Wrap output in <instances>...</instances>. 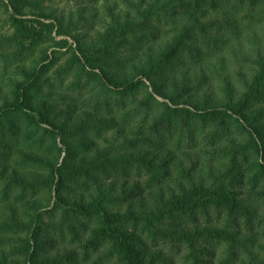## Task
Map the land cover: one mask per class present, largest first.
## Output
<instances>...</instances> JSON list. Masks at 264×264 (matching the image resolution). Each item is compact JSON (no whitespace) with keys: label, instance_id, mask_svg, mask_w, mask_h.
Masks as SVG:
<instances>
[{"label":"trees","instance_id":"trees-1","mask_svg":"<svg viewBox=\"0 0 264 264\" xmlns=\"http://www.w3.org/2000/svg\"><path fill=\"white\" fill-rule=\"evenodd\" d=\"M51 1L0 0V60L20 62L0 86V192L14 193L0 209V264H214L216 249L220 264H264V48L237 81L223 77L221 96L210 75L222 76L224 57L165 75L182 52L200 56V38L209 44L218 20L203 17L238 0H122L128 7L108 5L111 25L93 38ZM240 1L264 18V0ZM165 20L164 39L125 54ZM69 39L70 57L52 70V50ZM64 76L106 105L130 100L138 125L78 111L73 95L51 91ZM198 126L237 136L184 146Z\"/></svg>","mask_w":264,"mask_h":264},{"label":"rangeland","instance_id":"rangeland-1","mask_svg":"<svg viewBox=\"0 0 264 264\" xmlns=\"http://www.w3.org/2000/svg\"><path fill=\"white\" fill-rule=\"evenodd\" d=\"M118 3L122 8H127L126 4L122 3V0H53L45 4L49 10L53 9L59 14L65 16L68 21L70 18H73L77 22V26L74 29V33L85 38L96 37L100 32H103L107 27L111 25V18L108 16L106 8L108 5ZM234 7L230 5L228 8L225 7L223 10L220 8L217 10H212V12L206 18L203 17L204 22H216L218 24H208L209 25V35L210 39L209 44L203 43V39L200 38L196 43L197 47L202 49V52L199 56L198 51L187 50L180 54V59H178L173 66H171V74L168 73V69L165 75L179 76L182 72H188L194 74V69H199V63L205 59H210L212 62H216L217 58H225V70L220 76L217 73L211 74V80L215 85V90L218 91V88L222 85L223 77H230L233 80L237 81L242 76V73L248 71L249 66L254 61L255 56L258 54V48H264V18L257 17L256 10H253L251 5L252 2H241L233 1ZM227 9V10H226ZM225 10V11H224ZM0 16L4 19H7V14L4 13L3 9H0ZM227 17V18H226ZM234 19V20H229ZM167 20L160 22H153L156 27L150 29V34L145 38L144 41L139 43L138 47H129L125 49V54L130 52H143L147 46H151L154 42L162 40L165 38L166 34H169V30L173 26L167 25ZM4 33H10V23L3 26ZM62 40L63 37H60ZM58 38V40H60ZM70 46L64 49L54 48L52 50L56 51L53 53L56 58V66L52 70H56L57 66L63 64L66 59L71 55L72 46L75 47V42L72 39H69ZM50 52V53H52ZM36 52L34 55H37ZM33 55V56H34ZM32 56V57H33ZM32 57H29L31 59ZM20 63V62H19ZM18 62H2L0 60V86H3L10 76H12L16 70ZM169 68V69H170ZM84 84V79H83ZM87 88L78 89L73 78L71 76H64L60 79L55 77L54 83L52 84L51 91L58 93H65L67 95H73L76 98V101L70 103L77 105V110H91L95 112L96 110L102 114H107L114 112L119 116L118 121L121 123L126 121L130 126L135 127L138 125L139 116L135 114L131 108L135 107L134 103H131L130 100L126 101L125 104H116L114 98L109 97L107 99L108 105L105 101H102L100 98L94 96V91L91 92ZM206 89V87H205ZM204 91V87L201 88V92ZM218 95L221 96L222 92L219 90ZM139 99L141 94L138 95ZM108 109V110H107ZM121 116V118H120ZM151 118L147 120V125L151 124ZM196 130V134L193 136L194 142L189 143V138L186 137L182 143L184 146H198L197 149L203 147H212V141H226L229 136H237L233 128L229 130H218V132H213V128L207 127L203 130ZM115 129L109 131H103L101 135L107 134L109 137L114 133ZM163 132V130H162ZM166 134L164 138H168L169 141L173 144H177L176 135L170 136V132H163ZM189 134V133H187ZM153 137V134H150ZM97 143H102V137L93 138ZM64 156V155H63ZM142 179H147V174H140L139 176ZM247 177L245 180V189H251V183ZM264 184V180L261 185ZM250 187V188H249ZM259 187H261L259 185ZM1 189V184H0ZM248 194V193H247ZM8 198H11L8 200ZM14 193H9L7 197H4L0 192V209H3L6 203H14ZM18 205V204H17ZM4 210V209H3ZM48 221V218H46ZM218 255L216 257L209 255L210 259L214 264H220L223 257L221 258L223 250L216 249ZM225 254V253H224ZM95 258V256H93ZM225 260V259H224Z\"/></svg>","mask_w":264,"mask_h":264}]
</instances>
